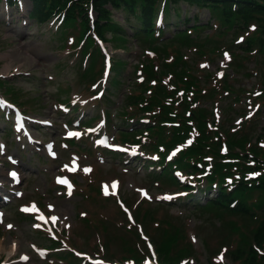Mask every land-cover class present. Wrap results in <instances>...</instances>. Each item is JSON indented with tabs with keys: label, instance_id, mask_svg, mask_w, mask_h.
Returning a JSON list of instances; mask_svg holds the SVG:
<instances>
[{
	"label": "rangeland",
	"instance_id": "374dc122",
	"mask_svg": "<svg viewBox=\"0 0 264 264\" xmlns=\"http://www.w3.org/2000/svg\"><path fill=\"white\" fill-rule=\"evenodd\" d=\"M27 1V0H24ZM184 8L185 5H182ZM187 6V5H186ZM198 11L195 6H193L192 10L189 11V17L193 18V14ZM201 14L199 15L201 17V20L203 21H208L210 19L209 11L207 9H204L203 11L200 12ZM185 14V11L183 10L181 17L183 18V15ZM118 19H121L122 16L120 13L117 15ZM181 18V19H182ZM213 20V19H212ZM58 20H54L51 23L49 22L48 26L46 25H39L36 23L35 20H32V28L29 32H32V34L29 37L24 38H18L16 35L14 36L11 31H8L11 26L8 25H0V73L3 71L1 74H17L23 71L24 73L30 75L28 73L29 71L34 72L32 74L34 77L31 79H26L23 80L24 84V89H28L27 84H32V85H42V82H40L44 76H50V74L53 75L54 81H52L51 85L49 86V91H43V96L45 98V104L46 107L45 109L42 108L41 111H38L39 113H42L43 116H47L50 119H52L56 124L55 127L52 129H48L49 132V138L56 137L57 138V143L58 147H62L61 145V139H64V129H66L67 126H65V121L64 117L60 116L58 112L55 111V108L58 106L55 104L56 101V96H59L62 100L65 98V95H68L69 93L64 92V89L60 87V84L63 82L65 84L66 80L69 79L70 81H76L74 79V76L79 73V67L75 65L77 55L76 52L78 49L75 51L70 52L67 45L68 43L71 42L72 38L71 35L73 34H79V29L77 26L75 27H67L65 28V33H60L57 35V37H52L51 34H49V31H54L55 26L58 24ZM214 22V20L212 21ZM210 31V30H209ZM208 32V29L203 31L201 34H196V35H191L193 38H203L204 34ZM169 32H166L168 34ZM245 35L247 33H244ZM212 38V40H209L211 44L216 43L219 46L223 43H228L230 40L228 38H233L232 33L227 34V36L223 35L220 33L219 35H216L214 37H209ZM218 39V40H217ZM164 40V39H162ZM178 41V40H177ZM176 41V42H177ZM131 43V45H130ZM64 44H67L64 46ZM75 47H77L76 43H73ZM161 45H166V43H161ZM160 43L158 44L154 39H149L147 42H144L143 49L139 46L136 45L135 43L129 41V46L127 47V50L124 52V50H119V52L123 53L126 55V57L130 58L131 63L133 64L132 67H129V70L132 71L134 68V65L139 61L141 56L146 52L149 54L150 49H159L161 47ZM73 46L72 44L70 47ZM207 47L209 45H206ZM212 46V45H211ZM222 46L221 48H223ZM229 47V46H228ZM226 47V48H228ZM140 48V50H139ZM187 47H184L183 50H186ZM131 51V53H127L128 51ZM145 50V52H144ZM83 56V54H81ZM131 55V56H130ZM191 57L194 59L199 56L198 52H190ZM186 55L182 56L179 51L177 50H166V49H161L159 57L154 58L152 61L157 63L160 66H163L164 70L162 72V77L161 80L154 82L155 84L149 83L148 87L150 90L154 91L156 86H160L164 88L167 92L173 91L174 88H176V91L179 92L180 98L182 101H185L187 99L193 98V94H195V88L196 84L194 82V76L191 73L190 70L184 69L183 71H177L176 67L179 66V64L184 63L187 58L185 57ZM213 63L211 65V68L209 70H215L217 66L221 63H226V60L219 55H214L213 57ZM218 60V61H217ZM96 57L95 55L91 57L90 62L88 66L92 67L95 65ZM217 61V62H216ZM232 62V60L230 61ZM229 62V63H230ZM234 64L236 63V60L233 62ZM255 66L254 70H258V74L253 76L252 78L250 76H246L244 78L245 81H250L247 86L250 83H255L259 80H263L264 78V64L263 61L261 60V56L257 57H251L250 60L246 62V70L252 69V67ZM19 67V69H17ZM248 67V68H247ZM8 70H7V69ZM230 68V67H229ZM5 72V73H4ZM254 75V72L252 73ZM251 75V76H252ZM96 73L94 71L86 73L84 76V87L86 88L85 91L82 90L81 86H77L79 82H76L75 85L74 83L71 84V88L75 89L78 94L83 97L85 93L88 91V88L94 89V81L97 78ZM114 80L118 79H125V77L120 76V74H116L112 76ZM159 77V76H157ZM20 83V82H19ZM22 83V82H21ZM115 83V82H114ZM215 83L222 85L223 82L219 79L218 81H215ZM152 84V85H151ZM33 86V87H36ZM65 86V85H64ZM110 91L109 94H112V99L111 101H118L120 97L123 95V91L126 89L120 87H115V84H112L110 86ZM6 92V96L8 98L13 99L11 96V93L7 91V89L4 91ZM50 92V96H47L46 94ZM259 92L261 94L256 95L258 99H261V97H264V85L263 87L259 88ZM28 94V93H26ZM37 94H29V96L23 97V99H27L29 97H35ZM115 96V97H114ZM49 97V99H48ZM53 98V99H51ZM48 99V100H47ZM98 102V105H96L95 110L99 111L101 113H104V110L102 108L101 102L99 100H96ZM226 100H223V103ZM17 102V101H16ZM32 104L38 105L37 102L33 99L30 101ZM89 99H80L77 100V97H74L70 102L69 105L73 106L70 108V116L71 118H74V116H77L80 110V105H84L85 103H89ZM110 103V99H106V104ZM55 104V105H54ZM262 105V104H261ZM115 107V106H114ZM174 107V105H165L163 110L168 111L170 108ZM75 109V112L73 110ZM90 109H94L93 104L89 105ZM231 111V110H230ZM32 113V112H29ZM123 120L120 119L119 122ZM57 129H59L57 131ZM56 131L53 133H50V131ZM115 130L114 125L109 126V131L111 133H114L113 131ZM210 130V129H209ZM208 130V131H209ZM62 133L60 134V132ZM43 133V131H42ZM60 134V135H59ZM223 135L231 136L232 133L225 134ZM238 146L241 149H245V143L244 142H238ZM225 149V148H223ZM17 151V147L14 146L13 152ZM84 154V153H83ZM82 154V155H83ZM92 156H85L83 155V160L87 162L88 160L93 162V164L97 167L101 168H110L111 166H116L114 160H109L106 155H103V157L106 159L104 161V158H100V160L97 159V155L91 154ZM106 156V157H105ZM39 157L33 159L32 166H34L36 169H39L40 171L44 172L43 169H48L51 170L56 163L55 161H51L50 159H46L43 156V160L39 163ZM96 158V160H95ZM28 161V159H26ZM31 166V167H32ZM36 175H39V171H35ZM46 173V172H45ZM144 173H142V176ZM53 175L52 173H47V175H42L39 177H36L35 181H33L31 187H37L41 191H45L48 187L50 188H55L54 182L48 180V177ZM115 176L118 179H121V176L119 173H116ZM133 177H129L128 184L133 181H136L138 184H146L149 186L150 183V178L144 177L142 182L140 181L141 177L138 174H133ZM93 183L90 185V189L93 192V197L91 198V202L94 205L90 211H85L81 213L77 218H76V223L78 226H84L88 225L89 228L92 227L93 231L92 233L94 234V242L98 244L100 247L105 246L107 244L114 246L119 245L120 243H115L113 240H118L124 243L127 249V253L125 256L122 257L123 260L125 258L131 257L133 259V262H139L140 257L138 256L137 253H134L132 250V245L133 242L135 241L136 238V232L133 235H130V229L131 226L126 223L125 221V216H126V209L130 211L131 214L136 218L135 224H138L139 230L142 231L143 233V238L146 240L152 242L154 246L156 247L157 253L159 254V264H172L173 262H176L178 260H181L182 257L188 256V250L190 248L197 249L198 247L196 246V240L194 238H190V232L193 231L196 235V239L199 241V247L200 252L199 254L193 253L192 255L196 261L192 262V260L188 259L190 264H220L218 263V259L215 260V262L210 263L209 257L206 255V247L207 245L211 242L212 245H216L219 237H214L211 238V235L209 234L210 231H212L214 228L209 227L210 230H208L207 234L206 231H201L196 228L200 227L203 223L202 222H208L206 215L209 211H212L213 209H218L216 206H214L212 209H208L206 207H201V208H193L190 211L187 209L180 208V212L183 211L187 215L192 214L195 218V222L193 216H189L187 222H184L185 220H179L178 217L174 216L179 220L177 224H172L170 221L162 216H155L153 213H151L148 208L146 207L147 204L149 203L147 200H143L140 198V195L134 196V198L131 197H126L122 191H115L114 194L111 195H105L103 188H101V183L104 180L111 181L114 176L108 175L107 172H105L103 169L99 171H94L93 173ZM48 180V181H47ZM45 181L46 184H45ZM145 182V183H144ZM198 182H204V183H210L211 181L209 178L203 177L198 179ZM49 184V185H47ZM73 186L77 188L78 183L73 181ZM228 188V187H227ZM83 189V187L81 188ZM257 190V189H256ZM255 190V191H256ZM229 191L231 194H234L236 192L235 188H229ZM251 191L247 192L248 195L246 196L247 201L249 203V200L253 198V195H250ZM254 192V191H253ZM257 193L261 195L260 190H257ZM48 197L45 198V201H52L56 204V211L61 214V210L66 206V212L68 213L69 220L68 222H72V218L74 216L73 214V205L68 201V200H60L58 201L57 195L58 191L55 190V192H48ZM254 194V193H251ZM264 196V193H262ZM82 195V191L80 193V196ZM255 195V194H254ZM257 196V195H255ZM44 201V202H45ZM226 205V204H225ZM178 208V209H179ZM232 208V207H230ZM182 209V210H181ZM11 211H6L8 220L7 221H13L14 222V227L13 229H8L4 225H0V257L2 255H8V251H10V247L12 246V243L14 240L17 242V247L20 248V251H29L32 255L33 262L36 263L40 261L38 253H32L31 252V243L33 240L36 241H46L47 239L45 238V235H43L42 232L33 230V227L31 225L32 220L23 216H17L16 212H14L13 209H10ZM243 212H246L245 210H242ZM171 217V215H169ZM258 220L254 217H247L246 222L242 223L244 224L245 231L242 230V234L244 235V238H247L248 240L252 239L251 236L254 232V225L256 224ZM196 223V226H195ZM134 225V224H133ZM136 226V225H134ZM217 226L222 227L223 226V221L218 218L217 220ZM136 228V227H135ZM170 229L173 231V233L170 232ZM244 231V232H243ZM201 234V235H200ZM15 237H12V236ZM85 237H89V234H85ZM172 237H175L177 239V242L173 244L171 243ZM90 238V237H89ZM82 240V238H78L77 242L79 243ZM220 240V239H219ZM113 242V243H112ZM81 243V242H80ZM79 243V244H80ZM164 243V244H163ZM66 244L70 245V241L66 240ZM169 244V245H168ZM247 245H245V249H247ZM225 247L226 246H219L216 247L214 253H220V254H225ZM231 248V246H230ZM143 250H141V253L147 254L146 248L143 245ZM205 249V251H203ZM111 251L115 254H119L121 252V249H117L114 247L111 248ZM213 253V254H214ZM208 254V253H207ZM189 256V257H192ZM49 257V256H48ZM51 257L54 258L55 261H57L56 264H60V259L55 258L54 255ZM50 258V257H49ZM213 261V259H211ZM108 262V261H107ZM236 264H239L237 262Z\"/></svg>",
	"mask_w": 264,
	"mask_h": 264
},
{
	"label": "trees",
	"instance_id": "16d2710c",
	"mask_svg": "<svg viewBox=\"0 0 264 264\" xmlns=\"http://www.w3.org/2000/svg\"><path fill=\"white\" fill-rule=\"evenodd\" d=\"M103 1H111L113 4H124L123 1L125 0H96L98 4H101ZM131 6L134 2L141 4L142 6H154V1L155 0H126ZM206 2L213 3L215 9H219L223 11L224 15V21L230 22L231 21H238L241 18L248 20L249 17L253 16L254 13H264V0H224V1H219L218 0H206ZM127 4L125 3V6ZM237 5L234 9V6ZM214 9V11H215ZM144 14L142 15L144 19L142 23H144V27L147 26L149 22V17L147 19L146 15H148L145 11L143 10ZM261 236H264V232L260 233ZM250 255L245 259V264H257V254L256 251L253 250V252L249 253ZM264 258V257H263Z\"/></svg>",
	"mask_w": 264,
	"mask_h": 264
},
{
	"label": "snow or ice",
	"instance_id": "6c2138e0",
	"mask_svg": "<svg viewBox=\"0 0 264 264\" xmlns=\"http://www.w3.org/2000/svg\"><path fill=\"white\" fill-rule=\"evenodd\" d=\"M254 27V26H253ZM241 39H243V38H241ZM225 55L227 56V55H229L228 53H225ZM221 75H222V73H220ZM68 135H77V133H75V132H69L68 133ZM189 143H191V141H189ZM53 155H55V153H53ZM73 163H75V162H73ZM65 167H67V165H65ZM85 171H89L90 169L89 168H85L84 169ZM11 175H13V176H16L17 175V173L15 172V171H13L12 173H11ZM61 179V181L62 182H65V183H67V181L65 180V178H63V177H61L60 178ZM114 183V185H115V183L116 182H113ZM107 185L105 186V191L107 192ZM143 191V190H142ZM145 195H147V193L145 192ZM9 227H11V225H9ZM27 257H25V259H26ZM219 259H223V256H222V254H221V256L220 257H218Z\"/></svg>",
	"mask_w": 264,
	"mask_h": 264
}]
</instances>
